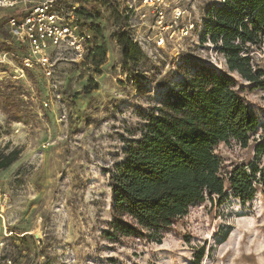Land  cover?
<instances>
[{"label": "rangeland", "instance_id": "rangeland-1", "mask_svg": "<svg viewBox=\"0 0 264 264\" xmlns=\"http://www.w3.org/2000/svg\"><path fill=\"white\" fill-rule=\"evenodd\" d=\"M111 1L96 9L81 0L99 27L94 43L105 49L103 64L76 66L63 57L49 78L37 68L21 76L25 55L7 28L15 11L0 9V86L10 85L23 104L20 122L8 123L0 112V146L21 150L0 171V264H264V88L242 81L257 126L247 147L231 141L212 152L227 169L251 176L252 199L241 201L229 189L220 200L190 206L171 231L115 243L103 238L112 220L110 173L140 140L148 113L198 66L226 71L222 56L200 42L207 10L223 0H174L168 17L178 7L195 30L136 67L122 60ZM251 55L263 68L264 46Z\"/></svg>", "mask_w": 264, "mask_h": 264}, {"label": "trees", "instance_id": "trees-1", "mask_svg": "<svg viewBox=\"0 0 264 264\" xmlns=\"http://www.w3.org/2000/svg\"><path fill=\"white\" fill-rule=\"evenodd\" d=\"M87 18L93 20L91 15ZM205 18L200 42L211 44L222 56L226 71L198 66L148 113L140 140L128 146L110 173L112 220L102 236L111 243L171 231L190 206L214 197L220 200L226 190L241 201L254 195L251 176L227 169L212 148L231 141L245 148L257 126L239 81L264 88V67L251 55L255 47L264 46V0H223L221 6L210 7ZM118 20L120 29L114 35L122 60L136 67L146 56ZM98 29L93 24L94 34ZM104 57V47L94 43L83 65L98 69ZM83 90L91 93L89 85ZM13 91L10 85L0 86V112L8 123L20 122L23 114ZM20 153L8 144L0 146V171L15 163Z\"/></svg>", "mask_w": 264, "mask_h": 264}, {"label": "built area", "instance_id": "built-area-1", "mask_svg": "<svg viewBox=\"0 0 264 264\" xmlns=\"http://www.w3.org/2000/svg\"><path fill=\"white\" fill-rule=\"evenodd\" d=\"M107 1L111 0H93V4L100 9ZM111 2L116 5L122 30L149 59L156 58L167 41L182 40L195 30L188 14L183 17L178 7L168 17L174 0ZM62 4V0H0V9L15 11L7 19V28L13 44L25 55L21 76L25 69L37 68L49 78L55 62L63 57L76 66L86 64L94 47L93 22L87 18L90 12L78 0H69L66 7Z\"/></svg>", "mask_w": 264, "mask_h": 264}]
</instances>
